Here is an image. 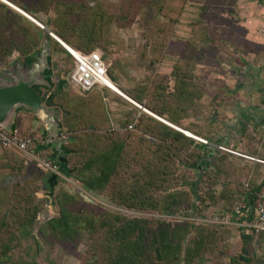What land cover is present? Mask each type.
Masks as SVG:
<instances>
[{
  "label": "trees",
  "instance_id": "obj_1",
  "mask_svg": "<svg viewBox=\"0 0 264 264\" xmlns=\"http://www.w3.org/2000/svg\"><path fill=\"white\" fill-rule=\"evenodd\" d=\"M6 1L48 27L68 46L86 54L97 48L106 49L111 26L124 29L138 23L140 39L147 43L149 49L150 64H160L165 59L166 49L187 2L119 0L114 3L94 0V4L90 5L88 0ZM234 2L228 0L233 9L237 6ZM212 6L225 8L228 5L224 0H207L203 11ZM40 16H49L50 25L47 26ZM42 34L40 27L0 1V65H8L14 54L17 57L31 55L40 45ZM192 34L173 65L170 75L173 78L172 92H167L168 85L161 78L135 92L123 93L177 127L201 134L195 125L185 127V121L192 117L191 112L199 113L200 102L204 99V91L195 81L193 70L205 60L212 43L208 26L203 20L192 25ZM199 43L209 45L200 47ZM53 45L54 52L65 53L71 59L58 43ZM70 59L61 62L64 77L73 70ZM110 79L114 84V77ZM62 86L63 81L45 99V103L64 112L62 124L73 139L68 144L71 151L68 163L75 183L98 194L106 193L112 202L120 206L142 211L167 210L171 204L182 201V195L176 192L164 197L162 193L166 191L167 177L172 172L169 166L180 160L196 164L198 153L193 139L145 114L136 118L134 109L125 114L122 129H116L110 124L101 88L82 94L75 89L61 90ZM214 98L216 102L218 95ZM33 120L31 114H20L15 133L20 138L40 140L38 130L32 131ZM130 125L134 126L133 130H128ZM1 149L9 175L7 182L0 183V207L6 208L0 222V264H58L50 251L35 243L33 231L37 228L38 238H45L50 246L57 243L64 250L76 249L79 238L86 236L89 252L86 257L80 258L81 264H196V260L203 255L214 253L209 244L216 232L214 230L229 227L217 225L208 227L211 228L208 230L193 223L128 219L82 203L63 187H59L55 199L59 212L53 219L46 218L49 220L43 225L38 224L40 213L48 217L49 210L43 207L46 203L47 208L52 204L50 195L54 188L66 182L60 178L50 181L51 174L35 162L23 158L15 149ZM42 155L45 157L47 154ZM37 183L39 186H36ZM259 190L243 183L230 184L216 172L206 171L199 195L189 190L186 200L191 205L190 209L195 211L204 204V208L222 214L233 212L243 201L242 194L248 193L252 201ZM41 191L46 194H40ZM37 199L40 201L37 202ZM204 208H199L198 213L206 212ZM195 211L186 214L192 216L190 214ZM241 238L244 254L239 257V262L236 257L231 258L230 264L251 262L246 249L255 238L252 233L244 231ZM21 240L30 241L28 259L22 257L24 250L19 245L12 246Z\"/></svg>",
  "mask_w": 264,
  "mask_h": 264
},
{
  "label": "rangeland",
  "instance_id": "obj_2",
  "mask_svg": "<svg viewBox=\"0 0 264 264\" xmlns=\"http://www.w3.org/2000/svg\"><path fill=\"white\" fill-rule=\"evenodd\" d=\"M88 1L90 5L94 4V0ZM102 1L118 3L119 0ZM206 1L207 0H187L180 15L179 24L177 26L175 34L170 40V43L168 44V47L166 49V57L163 65L150 64L151 56L149 55V49L147 43L144 40L140 39L138 31L140 25L138 23H134L131 25V27H126L124 29L120 26H111L109 28L106 49H97L103 52L105 62L108 65V75L110 78L114 77V84H116L115 86L119 90H121L122 93L123 91L135 92L136 89L142 86L151 85V83L155 82L156 80H161V78H164L166 80L167 77H170L171 64H173L178 59L183 48L185 47V44L193 36L192 25H195L198 21L203 20V22L208 26V36L211 39L212 45L210 51L208 52V54H206L207 56L205 60H203V62L199 66L196 65L193 70L195 81L199 84V87L204 91L205 94V96L203 97L204 99L201 100L200 106L198 108L199 113L197 112L195 114H192L191 112V115H194L192 118L193 123H196V125H200L197 119L209 110L208 106L204 105V102L206 103V100L210 101L211 98L214 102V93H216V91H218L219 89L218 86L214 85H221L219 81H214L212 79L209 80V77L212 76L217 79L218 77L222 76V73L226 74L227 77L233 76V71L235 70V68L231 70L230 68H226V66L229 67L233 63H235L234 60L236 59V51L234 50V48L237 46H241L242 37H246V35H244V32H249L251 30H255L254 32H256V24H253L251 22V20L255 18L253 17L254 13L259 12L255 9H260L263 13L264 18V0H232L233 2L235 1L234 3H236L235 5H237L235 9H233L232 6H229L228 0H224L228 5L225 6V8L212 6L208 11H203V7L206 4ZM40 19L45 20L47 26L50 25L49 16H40ZM236 37H239L241 39L236 42ZM208 45V43H199L200 47H206ZM245 53L249 54V51H245ZM233 55L234 57H232ZM27 57H17L16 54L12 55L8 65H0V71L9 68L11 62L14 61V59H25ZM64 59L70 58H67L66 54L54 52L53 48L51 59L53 79L56 82L58 80L63 81L61 90L69 91L70 89H74L68 83V78L72 71L69 72L66 77L62 76L61 71L62 69H64V66H61V62ZM101 91L104 92L107 90L103 88L101 89ZM110 93L117 99L122 101L124 100L116 93ZM105 104L110 105L109 102H106ZM115 108L116 110L114 112L112 110L111 112L114 113V117H112L113 124L114 126L118 125V128L122 129L121 123L125 121L126 116L123 115V110L120 109V105H115ZM132 109H134L133 113L137 115V111H139V109ZM197 127L198 128L196 130H198L199 133L203 134L204 130L202 128V125ZM1 152L3 156L2 149ZM197 153L198 154L196 155V159L198 160V157L202 156V152L197 150ZM20 155L25 158L22 154ZM133 164L134 163H131L130 165L134 166ZM192 166H194V164H188L185 162V160H180L173 166H169L170 169H172V172H170L167 177L169 183L166 184V191H164L162 195L164 197V195L166 194L176 192L177 195H182V201H178L179 203L176 201V203L171 204L170 209L155 211H142L134 207L126 208L120 206L112 202L110 198H108L106 193L101 192L102 194H98L86 187L79 186V184L75 183L72 180V175V178L69 179V182H66V184H61L57 188H54L51 194L52 204H49L50 206H48L47 208L48 203H46V205H44L43 207V209L49 210L48 217L40 213L38 217V224L42 223L43 225L44 222L49 219H53L54 215L59 212L55 199L59 191V187H63L70 194L77 197L79 201H82V203L92 206H98L97 209L99 211L105 210L114 215H120L128 219H154L160 220L164 223H193L205 226L207 227L206 229L211 230V228L208 227L217 225L207 222V219L209 216L217 214L218 212L213 211V209H206L204 208L205 205L202 204L199 208H204L207 211L198 213V210L200 209L198 207L197 211H195V209H190L189 206L191 205H189V202H187L186 200L189 190L195 192V195H199L204 186L203 170L199 172L193 171L191 169ZM0 169L2 170L0 178L2 180L0 181V183H5L7 182V177L9 175L6 160L3 163L2 167H0ZM135 169L138 168L136 167ZM130 171H132L131 168ZM128 173L130 174V172ZM36 186H39V183H37ZM40 194H46V192L41 191ZM36 201L39 202L40 200L37 199ZM207 205H209V203H207ZM192 210H194L195 213L190 214L192 216H187L186 213ZM5 211L6 208L4 209V207L1 206L0 222ZM194 214L196 216H193ZM214 231L216 232L209 241L211 251L214 253H211L210 255H203L201 258L196 260V264H230V259L235 257L239 262V257L244 254L242 246L243 242L241 238V233L243 232V230L238 229L235 225H232ZM33 235L35 237V243H40L44 250L50 251L53 258L58 262V264H81L80 258L86 257L89 252L86 236H82L79 238L78 247L76 249H66V251L57 243H55L53 246H50L49 242H47L45 238H38V228L37 230L33 231ZM19 243H21V245ZM16 244L19 245L22 251L24 250L21 254L22 257L28 259V255L31 254L30 241L23 242V240H21V242H14L12 246ZM246 251L248 256L251 257V262L249 264H264L263 237H260L257 240L255 239L254 241L248 243Z\"/></svg>",
  "mask_w": 264,
  "mask_h": 264
},
{
  "label": "crops",
  "instance_id": "obj_3",
  "mask_svg": "<svg viewBox=\"0 0 264 264\" xmlns=\"http://www.w3.org/2000/svg\"><path fill=\"white\" fill-rule=\"evenodd\" d=\"M255 10L259 11V12L254 13L253 17H255V18L252 19L251 22L253 24H256V28H257L256 32H254L255 30L254 31L251 30L249 32H244V35H246V37H244V38L242 37V39L239 37L235 38L236 42L241 39L242 44H241V46H237L234 48V50L236 51V55H235L236 59L234 60L235 63H233L229 67L226 66V68H230L231 70H233L235 68V70L233 71L235 75L233 74L232 77H227L226 74L222 73V76L218 77L217 79L210 76L209 80H211V79L214 81L216 80V81H219L221 84V85H214V86L219 87L218 91H216V93H214V96H213V97H215L216 95H218V100L216 102H213V100L211 98L210 101L206 100V103L204 102V105L208 106L209 110H208V112H206L205 114H202V116L197 119L198 123H200V125H196V123L195 124L193 123L192 118L194 115H192V117L190 119L185 121V127L187 125H191V124L195 125V126H201L202 125V128L204 130L203 134L195 133V130L181 129V128L177 127L170 120H167L166 118L163 119V118L159 117L158 115L149 111L144 105L138 104L132 98H130L126 95L127 99H130V101L140 105L142 107V109H145L148 112V113H146V112H143L141 109H139V111H137L138 113L136 115V118L145 114L151 118L156 119L157 121L163 123L167 127L171 128L177 132H179L177 129H181L182 131H186L195 137L206 140L207 141L206 145H210V144H213L215 141H218L217 136L220 135L222 133V131L233 130L230 133V135H228L227 137H225L223 139L226 142V144H228L227 147L230 150L237 152V153H241V154L249 156V157L264 160V118H258L255 116L247 117L246 122L242 125L243 129H238V127L236 128V126L229 128L225 125V123L231 124V122L236 117L234 113L238 109L241 108L242 104L246 105V106L259 107L261 104V100L263 98L262 94H257V95L253 94V95L247 96L244 93L245 87L250 86V82H251L248 77H245L246 74H250V73L252 74L253 72H255L257 70V71H260L259 72L260 79H264V18H263V13L260 9L259 10L255 9ZM42 36H43V34H42ZM59 40L62 41L61 39H59ZM41 41H42V38H41ZM53 42L58 43L63 49H65V47L60 42L56 41L55 39L52 40V46H53ZM62 43L65 46H68L63 41H62ZM40 45H41V42H40ZM40 45H39V47H40ZM247 46H248V48H247ZM68 47H70V46H68ZM53 48H54V46H53ZM70 48L72 50H76L72 47H70ZM244 48H245V50H244ZM65 51L67 52L66 49H65ZM245 51H249V54L245 53ZM60 54H65V53H60ZM232 57H234V55ZM164 60L160 63L161 65H163V63L165 62ZM175 62L173 64H171L170 75H171V71L173 69V65L175 64ZM60 82H61L60 80L57 81V83H58L57 87L55 85L56 90L59 88ZM54 83H56V81H54ZM165 83L168 85L167 92L168 93L172 92L173 78L171 76L167 77V79L165 80ZM101 89H103V88H101ZM101 89H99V90H101ZM106 90L107 91H104V92L102 91V94L104 96V102L105 103L109 102V104H110V105L106 104V111H107V114L109 116L111 126L118 129V125L114 126V124H113L112 117H114V113H111L112 110H113V112L116 110L115 105L121 106L120 109L123 110V115H125L130 110H132V108H137V107L135 105H133L129 100L122 97L121 95H119V96L124 99L123 101L119 100L116 97H114L113 95H111L110 92H112V91H110L109 89H106ZM51 93H53V92L47 93L46 97H44V102H45V99ZM170 102L172 104V100ZM46 106H48V105H46ZM48 107L53 108L55 106H48ZM57 108H59V107H57ZM23 113L24 114H31V113L24 112V111L18 112L17 116H16L15 124H16L18 116L20 114H23ZM31 115L34 116V120L32 121V131L38 130V135L42 139V140L40 139L41 143H39L37 146L39 152L47 154L45 156L46 158L53 156L54 152L51 149H45V150L40 149V145L45 140V136H43L41 133L42 129H43V124L35 115H33V114H31ZM63 116L61 117V123H62ZM155 116L157 118H159L160 120L157 119ZM161 120L170 124L171 126L165 124ZM62 126H63V124H62ZM174 127H176L177 129H175ZM194 129H196V128H194ZM65 134L68 136L66 129H65ZM68 144H70V143H68ZM68 144H66L65 147L67 150H70V149H68ZM200 145H205V144H200L199 142L195 141L194 148L197 150L196 146H200ZM69 156L67 157V165H68V168L70 169V166L68 163ZM4 162H5V160L2 156V152H1V148H0V167H2ZM196 164H197V159H196ZM196 164H194V165H196ZM202 170H203V173H205L206 171L207 172H211V171L213 172L214 171L221 178L226 179V181L230 184L243 183L247 186L249 185L250 188L264 189V165L257 163V162H254V161L243 159V158L235 156V155H230V154H226L223 152H219L214 157V160L210 161V163H208L206 166H204ZM1 173H2V170L0 169V178H1ZM59 178L61 180H67L61 174L59 175ZM1 180L2 179H0V181ZM50 180H51V178H50ZM219 189H220V187L218 188V190ZM242 195H243V198H242L243 201L242 202H244L246 204L250 214H252L253 204L249 198L248 193L242 194ZM242 195H240V196H242ZM241 230H243L244 232H247V230H245V229H241Z\"/></svg>",
  "mask_w": 264,
  "mask_h": 264
},
{
  "label": "water",
  "instance_id": "obj_4",
  "mask_svg": "<svg viewBox=\"0 0 264 264\" xmlns=\"http://www.w3.org/2000/svg\"><path fill=\"white\" fill-rule=\"evenodd\" d=\"M16 11L39 27L40 24L30 16L19 9ZM41 29L43 36L40 47L25 59H14L9 68L0 71V126L13 133L18 112L24 111L35 115L43 124L41 133L45 136L40 149H51L54 152L53 156L47 158L56 166V173L51 174L50 181L54 182L61 174L67 179L62 180L65 183L69 182L73 174L67 165V157L71 151L67 150L65 146L71 143L73 139L65 134V129L62 126L61 117L64 113L57 107L46 106L44 102L45 95L49 92H55L58 83H54L51 64L53 38L50 36L51 32L48 28L42 27ZM56 41L65 46L59 39ZM259 72L256 70L252 74H244L251 81L250 86L245 87L244 93L247 96L262 94L260 106L252 107L242 104L241 108L234 113L236 117L231 124L225 123L227 127L236 126L238 129H243L242 125L246 122L247 117L264 118V79H260ZM128 100L130 101V99ZM177 130L179 131V129ZM180 131L182 130L180 129ZM232 131H222L217 136L218 141L213 144L196 146L197 150L202 152V156L198 157L197 164L191 169L196 172L201 171L204 166L214 160L216 154L221 152L219 148L229 149L228 144L223 139Z\"/></svg>",
  "mask_w": 264,
  "mask_h": 264
},
{
  "label": "built area",
  "instance_id": "obj_5",
  "mask_svg": "<svg viewBox=\"0 0 264 264\" xmlns=\"http://www.w3.org/2000/svg\"><path fill=\"white\" fill-rule=\"evenodd\" d=\"M39 27L42 28L43 26L39 25ZM50 36L53 39H58L52 33H50ZM65 49L73 63V70L69 75L68 83L75 90L82 94L88 93L94 88L111 90L108 83H112V81L108 75V65L105 62L104 54L101 50L97 49L86 54L78 50H69L66 47ZM130 102L138 109L148 113L145 109H142L140 105L132 101ZM164 123L170 125L166 122ZM133 127V125L128 126V130H133ZM180 133L201 144H207L206 140L195 136H189L186 131H180ZM39 143H41V141L38 139L20 138L15 132L12 133L0 126V147L15 149L27 160L35 162L49 174L56 173L55 164L49 161L37 150ZM219 150L223 153L235 155L264 165V160L249 157L224 147L219 148ZM252 204V214H250L246 204L241 202L236 206L233 212L211 215L208 217L207 222L220 226L235 225L238 229H245L247 232L252 233L253 237L257 240L264 235V189H261L254 194Z\"/></svg>",
  "mask_w": 264,
  "mask_h": 264
},
{
  "label": "bare ground",
  "instance_id": "obj_6",
  "mask_svg": "<svg viewBox=\"0 0 264 264\" xmlns=\"http://www.w3.org/2000/svg\"><path fill=\"white\" fill-rule=\"evenodd\" d=\"M0 1H2V2H4L5 4H7V5H9L10 7H12L13 9H15V7L12 5V4H10L9 2H7L6 0H0ZM16 10H17V8H16ZM62 42V41H61ZM64 47H66V48H68L69 50H72L70 47H68V46H64ZM73 51V50H72ZM109 84V86H110V89H111V91L112 92H114V93H116L117 95H121L122 97H124V98H126V95L125 94H123L122 92H121V90H119L114 84H112V83H108ZM127 99V98H126ZM128 100V99H127ZM188 133V132H187ZM189 134V136H193V135H191L190 133H188Z\"/></svg>",
  "mask_w": 264,
  "mask_h": 264
}]
</instances>
